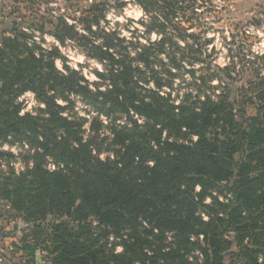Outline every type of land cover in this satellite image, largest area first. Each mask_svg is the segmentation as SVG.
<instances>
[{"label": "trees", "instance_id": "16d2710c", "mask_svg": "<svg viewBox=\"0 0 264 264\" xmlns=\"http://www.w3.org/2000/svg\"><path fill=\"white\" fill-rule=\"evenodd\" d=\"M135 1L150 14L147 30L165 33L166 24L187 19L195 0ZM103 7L86 9L73 23L57 16L53 25L59 41L75 42L105 63L106 71H97L109 80L104 89H92L68 65L58 68L60 50L44 48L21 22L9 23L0 39V141L29 147L24 170L0 168V196L32 224L25 246L49 251L52 264H146L152 240L139 227L147 221L152 232L174 231L180 239V246L161 250L168 264H191L194 245L199 264H264V88L253 115L211 96L176 104L161 92L160 77L157 88L145 89L141 65L158 76L154 63L167 38L132 40V52L117 31L102 27ZM29 91L45 105L37 113L23 112L19 97ZM74 94L99 113L128 116L132 125L112 128L114 159L100 157L84 122L65 114ZM12 157L0 150V159ZM111 235L123 238L122 252L106 251Z\"/></svg>", "mask_w": 264, "mask_h": 264}, {"label": "rangeland", "instance_id": "374dc122", "mask_svg": "<svg viewBox=\"0 0 264 264\" xmlns=\"http://www.w3.org/2000/svg\"><path fill=\"white\" fill-rule=\"evenodd\" d=\"M190 3L186 10L188 20L175 19L165 25L164 33L159 29L147 30L143 21L147 22L150 14L135 0H0V39L3 31L11 28L9 23L21 22L20 26L32 33L44 48L60 50L62 57L56 59L58 68L64 69L68 65L88 79L92 89H104L109 80L102 82L97 71H106L105 63L75 42L59 41L53 25L57 16H64L73 23L83 11L101 4L104 5L100 14L104 15L100 16L102 27L117 31L126 40L124 45L130 51L135 52L132 40L148 44L167 38L154 63L158 76L151 68L140 64L144 75L138 77L145 89L157 88V77H160L164 85L161 92L169 95L176 104L185 98L196 100L211 96L215 100L235 101L236 111L245 109L247 115L255 114L260 103L256 93L264 88V0H195ZM156 48L160 50L161 47ZM71 97L73 105L68 106L65 114L84 122L85 137L101 145L100 157L114 159L116 148L112 144V128L132 125L128 116L99 113L97 107L84 101L80 95ZM19 101L23 104V112L37 113L45 106L30 91L20 95ZM60 102L67 104L64 100ZM135 118L141 123L144 121L141 116L135 115ZM94 119L101 124L93 125ZM28 148L21 143L0 141V150L15 154L10 159H0V168L4 171H9L10 167L17 172L24 170L29 164L23 156ZM47 165L52 169L56 167L52 159ZM199 189L198 186L197 191ZM220 197L224 198L222 194ZM207 202H211L210 197ZM31 228L32 224L0 196V264H52L49 251L42 247L32 251L25 246L26 234L32 239ZM161 231L153 229L152 232V225L147 221L139 227V234L152 240V244L144 248L149 254L146 264H168L171 260L166 259L161 250L169 251L180 246L176 232L165 230L160 234ZM198 238L202 239V236H193L192 240ZM122 240V237L111 235L106 251L122 252ZM190 248L188 258L191 264H199L202 261L200 249L195 245ZM232 249L238 248L234 246ZM153 255H156L155 262H152ZM226 260H232L230 252L226 254ZM237 260L235 264L245 263L243 259ZM140 261L135 264H142Z\"/></svg>", "mask_w": 264, "mask_h": 264}]
</instances>
